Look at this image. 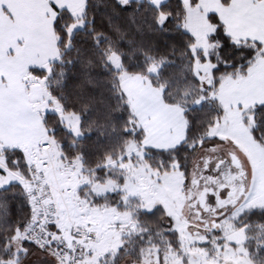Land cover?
Masks as SVG:
<instances>
[{"label": "trees", "instance_id": "obj_1", "mask_svg": "<svg viewBox=\"0 0 264 264\" xmlns=\"http://www.w3.org/2000/svg\"><path fill=\"white\" fill-rule=\"evenodd\" d=\"M222 2L228 4V0ZM160 5L154 7L147 0H128L127 7H124L120 0H88L83 17L84 26L71 35L69 28L75 23V19L68 12L57 11L54 32L60 58L50 65L49 71L36 68L29 70L30 74L45 80L48 94L65 113L73 114L71 107L64 102L62 92L67 93L79 107V129L84 133L82 139L76 138L65 129L56 114H45L43 125L64 157L68 161L80 158L84 170L93 172L98 183L119 179L120 185H123L124 178L117 175L114 169L107 167V163L109 160L117 161L121 156H125L130 141H134L139 148H142L143 143L140 136H124L121 131L129 110L122 106L120 97L114 92L112 81L115 74L111 66L104 62L102 53L110 44L121 55L123 67L129 70L127 74L131 76H141L140 74L143 73L146 53L152 54L157 59L166 58L161 76L152 77V86L160 92L163 91L164 103L171 106H178L182 101L178 100L179 93L164 88V78L169 73L177 71L185 62L190 63L194 69L197 65L203 68L208 65L211 67L212 91L209 93L211 98L199 108L190 104V111L186 114L191 121L189 141L196 142L194 138L197 136L205 140L203 146L188 152L182 149L179 154L181 163L185 167V172L182 174L184 178L187 177L186 181L189 180L199 153L222 142L220 140L213 143L207 138L210 130L225 114L224 108L215 98L223 79L246 77L257 58L262 56L264 50L262 44L250 40H233L213 15L209 18L217 27L215 33L208 39L210 48L207 52L199 51L195 48L194 38L184 29L186 10L182 0H167L162 7ZM166 19L168 22L164 27L157 26ZM69 35L72 38L71 48H69ZM77 48H82L85 55L91 56L92 63L87 67L82 66L81 61L75 57ZM192 52L197 53L195 58L191 56ZM70 58L73 59L71 65L67 63ZM225 60L228 61V65L224 64ZM217 64L220 68L213 73L212 69ZM77 97L82 99L77 102ZM85 103L86 109L83 107ZM66 108L68 110H65ZM112 122L116 124V132L111 130ZM242 122L250 129L253 140L264 148V106L256 105L244 111ZM144 151L145 161L150 168L161 172L172 170V167H168L167 159L164 166L160 164L161 158L166 156L165 153L156 149ZM0 155L5 156L6 165L10 170L24 177L29 176V165L22 150L5 148L0 150ZM90 195L87 200L92 207L125 211L123 194L120 191L103 196L93 193ZM29 204L25 189L20 183H12L0 189V262L7 264L13 261L15 256L13 240L23 234L24 225L26 223L29 225L32 219V209L29 212ZM167 217L166 212L157 213L150 219L143 215L139 216L140 224L150 229L153 241L159 245V250L163 254L169 247L179 251L181 246L179 233L173 235L166 231L169 227ZM241 224L249 226L245 247L250 257L253 262L264 264V248L257 244L258 240H264V211L254 210L241 216L236 222V228L241 229ZM216 235L219 236L220 233L216 232ZM126 239L127 237L123 240ZM24 242L29 251L22 253L15 264H24L33 251L38 250L30 240ZM147 250L145 249L144 252ZM143 253H138L136 245H132L129 253L116 254L112 264H125L124 262L134 264V260Z\"/></svg>", "mask_w": 264, "mask_h": 264}, {"label": "rangeland", "instance_id": "obj_2", "mask_svg": "<svg viewBox=\"0 0 264 264\" xmlns=\"http://www.w3.org/2000/svg\"><path fill=\"white\" fill-rule=\"evenodd\" d=\"M73 29L74 27L70 28V33L74 32ZM261 58L259 56L257 59ZM38 68L39 70L49 71L50 65ZM196 69L202 71L205 83L212 84L211 67L209 65L206 68L197 65ZM128 76L130 75L127 73L123 74L122 82H126ZM22 83L26 90L30 108L38 115L40 124H43L45 114H56L64 128L78 138V133L81 132L79 129V118L73 114L65 113L50 97L43 78L28 73L23 78ZM221 96L226 97L227 95L225 92L222 95L217 92L215 98L222 99ZM223 108L225 109L224 116L216 122L209 132V136H219L222 142L214 147L203 149L199 153L187 181L175 167H172L170 172H161L150 168L145 161V151L139 148L134 141L129 142L125 156H121L117 161L109 160L107 163V167L114 169L117 175L124 178L125 182L123 185H120L119 179H109L103 183H98L93 172L84 170L80 158L68 161L60 149L56 152L54 151L52 158L47 161L46 172L49 174L48 177L51 175L54 179L62 181L73 172V176L71 175V180L67 181V184L72 191L71 195L69 194L72 197V201L76 207L81 208L77 216L82 217L84 215L86 217L85 211L89 210L87 213L92 212L91 222L94 223L93 227H97L90 229L95 235V240L90 242L93 246V257L88 258V264L98 263L100 253L104 256L109 254L108 252L111 254L116 252L121 242L120 236L126 238L122 225L128 222V213L133 209L138 210L140 207H147L156 203L164 205L165 212L168 216L173 217L179 228L181 246L179 251H174L170 247L166 249L164 256L167 264H252L253 260L245 247L247 239H245L244 230L236 228L238 220L229 221L228 219L234 211L239 210V202L225 214L220 215L219 218H208L209 227L201 226L194 219V214L191 210V215L189 213V199H193L196 195L192 183L195 167L202 168L206 160L220 156H234L242 162L246 172V186L252 183V180L248 177H254L256 181L254 206L255 208H264V148L253 140L250 129L245 127L242 122L243 112L249 108H245L242 111L238 106L228 107L225 103ZM12 115L17 117L10 118L9 121L13 124L8 125L4 132L10 137L14 134L20 137L24 129L22 126L18 127L19 113H12ZM249 119L252 122V118L250 117ZM3 130L1 129V131ZM25 131H28V129ZM31 131L34 132L33 130ZM41 131H43L44 136L33 147L25 144L24 147L22 145H13L9 148L2 147L0 144V150L5 148L19 149L25 153L28 163L37 160L36 151L39 144L55 143L45 127ZM0 170H3L0 172V183H7L8 181H12V183L18 182L23 185L25 193L28 192L29 176L24 177L20 173L10 170L6 165L4 155H0ZM117 191L123 194L122 199L125 211L115 208L92 207L87 200L91 193L103 196ZM62 199H66L65 195L60 199V205ZM64 202L67 204L68 201L66 202L65 200ZM65 203H62L63 207H65ZM63 212L67 214L68 210L63 209ZM73 226L78 225L74 223L71 228ZM216 232H219L220 235L217 236ZM25 238L26 229L23 234L13 240L12 245L15 256L13 261L7 264L17 263L16 261L22 253L29 251L24 242L27 240ZM105 241L109 244V247L105 245ZM106 248L109 251H106ZM38 251L36 252L37 256L32 253L24 264H54V260L48 251L41 249ZM148 251L142 254L143 264L148 262ZM154 251L153 249V254ZM112 262L109 260V262L102 264H112ZM124 263L127 264L128 262ZM0 264L5 263L0 262Z\"/></svg>", "mask_w": 264, "mask_h": 264}, {"label": "crops", "instance_id": "obj_3", "mask_svg": "<svg viewBox=\"0 0 264 264\" xmlns=\"http://www.w3.org/2000/svg\"><path fill=\"white\" fill-rule=\"evenodd\" d=\"M87 1L0 0V144L2 147L10 148L13 145L24 147L25 144L33 147L44 136L41 131L44 129L43 124H40L38 115L32 111L28 103L26 90L22 83L23 78L30 69H39L38 67L48 66L59 60L60 55L54 32V24L58 17L57 11L68 12L75 19V23L70 28L74 27L76 31L84 26L83 17ZM147 1L158 6L167 0ZM182 2L186 10L184 29L194 38L197 50L207 52L210 48L208 39L215 33L217 27L210 21L211 15L216 16L224 26L226 34L233 40H250L264 47V0H228V4H224L222 0H182ZM261 57L249 69L246 77L223 79L218 91V94L222 95L225 92L227 95L218 99L223 107L225 103L228 107L238 106L243 111L245 108L264 103V55ZM142 79L143 82H141ZM123 86L132 99L134 111L139 114L142 121L147 122L153 128L174 125L181 134L183 133L185 122L178 116L177 106L165 104L160 90L150 86L146 78L130 75L128 80L123 82ZM12 113H19L18 127L22 126L24 129L20 134L21 138L15 134L11 137L7 136L4 132L8 125L13 124L10 123V118L17 117ZM1 129L4 130L1 131ZM26 129L28 131H25ZM150 143L163 146L170 144L171 139L166 136H153L150 138ZM54 144H52L51 158L54 151L60 149ZM148 149L157 150L154 147ZM71 175L73 176V172L62 181L54 179L51 175L49 179L57 191L63 192L70 189L67 181L71 180ZM70 195H65L67 204L64 199L61 200L58 227L60 236L66 242L72 240L71 226L74 223L89 231L97 228L93 227L92 212L87 213L89 210L85 211L87 219L84 215L77 216L81 208L75 206ZM62 203H65V207ZM63 209H67L68 213L65 214ZM120 237L121 240L124 239ZM105 245L109 247L106 241ZM92 248V243L85 245V264L89 263L88 258L93 257ZM38 250L33 252L35 256ZM106 251L109 250L106 248ZM108 253L104 256L100 253L98 263L95 264H102L109 260L112 262L116 254ZM54 264H57L55 260Z\"/></svg>", "mask_w": 264, "mask_h": 264}, {"label": "snow or ice", "instance_id": "obj_4", "mask_svg": "<svg viewBox=\"0 0 264 264\" xmlns=\"http://www.w3.org/2000/svg\"><path fill=\"white\" fill-rule=\"evenodd\" d=\"M121 5L127 7V0H121ZM163 6L161 3L160 7ZM155 7V5H154ZM168 20L159 23L158 27H164L167 24ZM75 31V29H73ZM98 43V41L96 42ZM72 47V38L69 35V48ZM223 47V44L221 45ZM259 47V45H258ZM218 51V50H217ZM255 51V50H253ZM94 54V53H93ZM104 57V62L107 63L112 68V72L115 74V78L112 81V88L114 92L120 97V101L123 107H126L129 110V114L122 125L121 131L123 132L124 136H140L141 139L144 141L142 148L143 150H147L149 147L157 148L158 151L165 153L166 156L162 157L160 160L161 166H164L165 159H167L168 167H175L181 173L185 172V167L181 163L180 159V152L183 151L188 152L192 149H195L198 146H203L205 140L199 138L198 136L194 138L196 142L189 141V130L191 127V121L188 120L187 113L190 111L189 105H193L199 108L204 102L211 97L209 93L212 91V84L205 83L203 80V74L201 70H197L192 68L191 64L185 62L180 65L179 69L175 72L169 73L164 78V88H169L173 92L179 93L178 100L182 101L179 103L176 112L178 116L183 119L184 127L183 133L181 134L179 129L174 125H168L167 127L163 128H153L147 122L141 120L138 113H136L133 109L132 99L130 98L128 92L123 86L122 76L123 74L127 73L129 70L123 67V59L121 55L115 50V48L110 44L108 49L102 53ZM197 53L192 52L191 56L195 58ZM264 55V52L261 53ZM75 57L81 61L82 66L87 67L92 63L91 56L85 55V52L82 48H77L75 52ZM146 64L143 69V73H141V77L147 79V83L151 86L152 85V77H160L161 76V69L164 67V63L166 62L165 57H161L157 59L150 53L145 54ZM203 60V57H201ZM69 65L73 63V59H69L67 61ZM225 65H228V61H224ZM220 65L217 64L213 67L212 72L215 73L219 70ZM86 77V73L84 74ZM61 79L63 80L64 77L62 76ZM143 82V79L141 80ZM198 85V87H196ZM62 87V85H61ZM64 96V102L67 103L71 107V112L73 115H76L77 118L79 116V107L76 106L67 95V93L62 92ZM161 98L163 96V91L160 93ZM81 97H77L76 101L78 102ZM261 106H264L262 103ZM83 107L86 109L87 104L85 103ZM65 110H68L67 108ZM112 132H116V124L112 122L111 125ZM91 130V126L89 127V131ZM84 133L83 131L78 133V138L82 139ZM153 136H166L171 139V143L167 145H156L150 143V138ZM208 140L213 141V143L220 141L219 136H209ZM75 146V145H73ZM3 170H0L2 172ZM205 172L208 171L207 163L205 165ZM218 171V169H217ZM252 180V183L245 186L243 191L240 192L239 196V210L234 211L232 216L228 219L229 221L238 220L240 216L246 215L249 212L254 210L264 211V208L256 209L254 206V199H255V179L254 177H248ZM187 179V177H185ZM12 183V181H8L7 183H0V189L6 188L8 184ZM219 198L224 200L229 195V192L226 187L222 186L221 190L218 193ZM215 197L212 194L207 196V200L212 202ZM29 212H31L32 205H28ZM165 208L162 203L152 204L151 206L147 207H140L138 210L133 209L130 213H128V222L123 224L122 227L124 228V235L127 237L126 240H121L120 244L118 245L116 252L114 254H127L129 253V249L132 245H136V251L138 253H143L145 249H148V262L147 264H167V260L163 253L159 250V245L156 244L152 239V233L148 227H144L140 224L139 216L143 215L146 218H152L157 213H164ZM218 215H222L221 213H217ZM31 219V216L29 217ZM169 227L166 231L171 232L173 235L179 232V228L177 224L174 222L173 217L170 215L167 217ZM20 227L19 225L17 226ZM30 226L26 223L24 225L25 229H28ZM248 225L241 224L240 228L245 232V239H247V228ZM52 228V224L50 223L47 227H45L44 231L47 235H51L50 229ZM133 237H137V239H133ZM51 241H49V244ZM257 244L259 247L264 248V240H258ZM154 251V254L152 250ZM122 250V251H121ZM134 264H143V256L141 255L139 258L134 260ZM252 264H257V262H252Z\"/></svg>", "mask_w": 264, "mask_h": 264}, {"label": "built area", "instance_id": "obj_5", "mask_svg": "<svg viewBox=\"0 0 264 264\" xmlns=\"http://www.w3.org/2000/svg\"><path fill=\"white\" fill-rule=\"evenodd\" d=\"M52 149L51 143L41 144L36 153L38 161L29 165V190L26 195L32 205V219L30 227L26 229V236L37 248L48 251L57 264H85V245L94 241L95 236L88 229L79 226H73L70 242H66L60 236L59 201L72 191L70 189L57 191L48 177L47 161L51 157ZM50 223L51 235H47L44 229Z\"/></svg>", "mask_w": 264, "mask_h": 264}, {"label": "flooded vegetation", "instance_id": "obj_6", "mask_svg": "<svg viewBox=\"0 0 264 264\" xmlns=\"http://www.w3.org/2000/svg\"><path fill=\"white\" fill-rule=\"evenodd\" d=\"M206 163L207 172L204 171ZM192 180L196 195L193 199H189V213L191 215V210L194 219L201 226L209 227L208 218H219L220 215L217 213L223 215L239 202L240 192L246 186V172L238 158L220 156L206 160L202 168L196 166ZM222 186L229 192L224 200L218 195ZM209 194L215 197L212 202L207 200Z\"/></svg>", "mask_w": 264, "mask_h": 264}, {"label": "water", "instance_id": "obj_7", "mask_svg": "<svg viewBox=\"0 0 264 264\" xmlns=\"http://www.w3.org/2000/svg\"><path fill=\"white\" fill-rule=\"evenodd\" d=\"M235 205H236V204H235ZM235 205H234V206H235Z\"/></svg>", "mask_w": 264, "mask_h": 264}]
</instances>
